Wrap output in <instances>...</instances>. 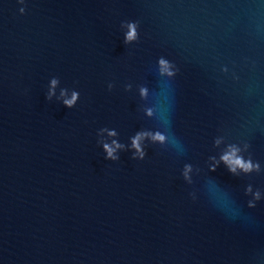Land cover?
<instances>
[{
    "label": "water",
    "instance_id": "1",
    "mask_svg": "<svg viewBox=\"0 0 264 264\" xmlns=\"http://www.w3.org/2000/svg\"><path fill=\"white\" fill-rule=\"evenodd\" d=\"M0 264H264V0H0Z\"/></svg>",
    "mask_w": 264,
    "mask_h": 264
},
{
    "label": "clouds",
    "instance_id": "2",
    "mask_svg": "<svg viewBox=\"0 0 264 264\" xmlns=\"http://www.w3.org/2000/svg\"><path fill=\"white\" fill-rule=\"evenodd\" d=\"M19 3L23 4L24 0H19ZM21 13H23L24 9L21 8L20 9ZM129 31L126 35V42H130L136 39V31H135V25L134 24H130L129 26ZM170 64L164 60V59H160L159 61V71L162 75H167L169 77L173 76L174 73L172 71H170ZM53 86H55V81H53ZM76 99V95H73V99L72 100H66L65 104L68 107H71L72 104L75 102ZM141 139H143L142 136H137L133 142H132V146L133 148L136 149L137 154L140 156L141 159L144 158V152L141 150L140 148V141ZM153 140L156 142H164L167 140V137H165L163 134H157L153 137ZM116 147H119V145H116ZM105 151L107 152L108 159H117V157H115L113 155L115 149L112 147H109L107 144L104 145ZM223 161L229 166V171L232 173H235L236 171V167H240L242 168L244 171H250L252 168V165L250 163H245L241 158L236 156V150L233 149L230 153L224 155L222 157ZM249 207H254V205H249Z\"/></svg>",
    "mask_w": 264,
    "mask_h": 264
}]
</instances>
